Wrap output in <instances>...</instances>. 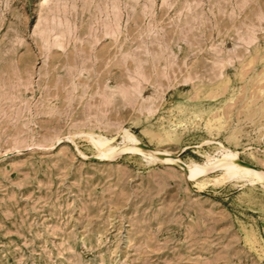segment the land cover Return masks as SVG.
<instances>
[{
	"label": "rangeland",
	"instance_id": "rangeland-1",
	"mask_svg": "<svg viewBox=\"0 0 264 264\" xmlns=\"http://www.w3.org/2000/svg\"><path fill=\"white\" fill-rule=\"evenodd\" d=\"M259 172L264 0H0V264H264Z\"/></svg>",
	"mask_w": 264,
	"mask_h": 264
},
{
	"label": "bare ground",
	"instance_id": "bare-ground-1",
	"mask_svg": "<svg viewBox=\"0 0 264 264\" xmlns=\"http://www.w3.org/2000/svg\"><path fill=\"white\" fill-rule=\"evenodd\" d=\"M100 142L102 143V146L106 145V143L105 142L103 143L101 139H100L99 143ZM101 143H100V145H101ZM143 149L148 150L150 152H157V149L151 150V149H148V148H145V147H143ZM164 158L165 159H169L167 156H164ZM169 160H174V159L170 158ZM223 161H224L223 162V167H224L225 176H227V177L233 176L235 173H237L239 170H241V168L238 165V164H240V162L237 159H235L234 157H225L223 159ZM219 163H221V162H216V163H214V165H217ZM246 166H248L249 168H252V166H249L247 164H246ZM255 169H257V168H255ZM188 170H189L190 174L193 173V171H194L193 168H188ZM257 170H259V169H257ZM258 175L260 177L264 178V172H259Z\"/></svg>",
	"mask_w": 264,
	"mask_h": 264
},
{
	"label": "water",
	"instance_id": "water-1",
	"mask_svg": "<svg viewBox=\"0 0 264 264\" xmlns=\"http://www.w3.org/2000/svg\"><path fill=\"white\" fill-rule=\"evenodd\" d=\"M148 149H151V148H148ZM151 150H153V149H151Z\"/></svg>",
	"mask_w": 264,
	"mask_h": 264
}]
</instances>
